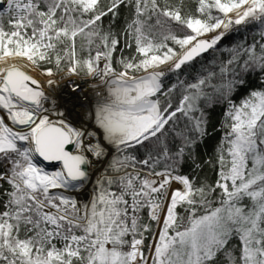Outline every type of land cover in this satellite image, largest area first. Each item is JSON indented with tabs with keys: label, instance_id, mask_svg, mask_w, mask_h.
I'll list each match as a JSON object with an SVG mask.
<instances>
[{
	"label": "snow or ice",
	"instance_id": "obj_1",
	"mask_svg": "<svg viewBox=\"0 0 264 264\" xmlns=\"http://www.w3.org/2000/svg\"><path fill=\"white\" fill-rule=\"evenodd\" d=\"M121 7L124 28H105ZM241 26L260 39L179 78ZM253 73L264 0H0V264H264V87L233 100ZM84 82L95 100L76 118L56 89Z\"/></svg>",
	"mask_w": 264,
	"mask_h": 264
},
{
	"label": "trees",
	"instance_id": "obj_2",
	"mask_svg": "<svg viewBox=\"0 0 264 264\" xmlns=\"http://www.w3.org/2000/svg\"><path fill=\"white\" fill-rule=\"evenodd\" d=\"M186 2H189V0H186ZM130 19V10L124 7H121L119 11L118 17L113 20L111 16L106 17L103 21L104 27L107 28L109 25H111L113 31L120 32L126 22ZM259 40V29L258 28H252V27H243L241 26L239 30H232L228 36L225 37V39L221 42V44L218 46L222 51L216 52V53H205L202 57L196 58V60L192 61L189 65L185 66L181 72L179 73V78L181 80L185 81H192L197 76L201 75L205 70L209 69L211 67V62L213 60V57L217 60L219 59H226L228 57V52L223 51L224 49L231 48L235 46L236 44L243 43V42H252V40ZM127 54V53H126ZM177 73H168L164 78V84L165 86H171L174 83H177ZM261 87H264V82H262L261 77L258 76L256 73L251 74L249 77H247V83L246 85L239 89L233 96V100L235 103H239L241 99L244 98L248 94L250 90L259 89ZM174 96L178 99L179 92L177 91L174 93ZM226 110V104L225 103H219L214 105L212 108L208 109V115H209V136L206 137L205 141L201 143L197 148V155L199 159H207L210 156H213V153L215 152L217 144L220 142L221 138V131L220 124L223 119L224 112ZM169 145L172 146L173 141L169 139ZM149 145L145 147H137L135 150V154L138 157H143L146 155ZM182 172H190L191 166L190 162L186 163L182 169ZM201 176H208L211 179H215V172L211 170L208 167H205L202 171L199 173ZM177 211L184 215L183 209L178 208ZM145 219H147L146 213H145ZM155 226V222H153V228ZM149 240H146V244L150 242Z\"/></svg>",
	"mask_w": 264,
	"mask_h": 264
},
{
	"label": "built area",
	"instance_id": "obj_3",
	"mask_svg": "<svg viewBox=\"0 0 264 264\" xmlns=\"http://www.w3.org/2000/svg\"><path fill=\"white\" fill-rule=\"evenodd\" d=\"M60 83L67 84V81H61ZM70 87L71 85H69L68 88H64L62 93L57 88L56 92L61 96L62 101H66L63 106L71 109L72 114L78 118L76 114L88 111L94 102L95 97L93 96L91 89L87 86V82H84L81 87L74 93H71V95H69ZM83 91H85V93H83Z\"/></svg>",
	"mask_w": 264,
	"mask_h": 264
},
{
	"label": "water",
	"instance_id": "obj_4",
	"mask_svg": "<svg viewBox=\"0 0 264 264\" xmlns=\"http://www.w3.org/2000/svg\"><path fill=\"white\" fill-rule=\"evenodd\" d=\"M42 165L48 170V171H52L55 170L59 167L58 162H46V161H42Z\"/></svg>",
	"mask_w": 264,
	"mask_h": 264
},
{
	"label": "bare ground",
	"instance_id": "obj_5",
	"mask_svg": "<svg viewBox=\"0 0 264 264\" xmlns=\"http://www.w3.org/2000/svg\"><path fill=\"white\" fill-rule=\"evenodd\" d=\"M30 74L36 76L38 79H41L42 81L46 79V77L39 76L36 72H31ZM83 93H85V91H83ZM77 114H83V112L82 113H77ZM73 116L76 117L75 115H73ZM175 186L176 185H174V187Z\"/></svg>",
	"mask_w": 264,
	"mask_h": 264
},
{
	"label": "rangeland",
	"instance_id": "obj_6",
	"mask_svg": "<svg viewBox=\"0 0 264 264\" xmlns=\"http://www.w3.org/2000/svg\"><path fill=\"white\" fill-rule=\"evenodd\" d=\"M154 229H155V226H154Z\"/></svg>",
	"mask_w": 264,
	"mask_h": 264
}]
</instances>
